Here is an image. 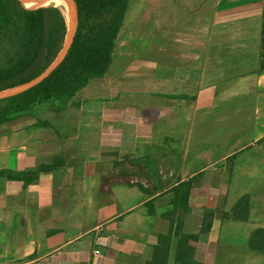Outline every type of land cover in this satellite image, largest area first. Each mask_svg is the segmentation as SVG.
I'll return each instance as SVG.
<instances>
[{"label": "crops", "instance_id": "obj_1", "mask_svg": "<svg viewBox=\"0 0 264 264\" xmlns=\"http://www.w3.org/2000/svg\"><path fill=\"white\" fill-rule=\"evenodd\" d=\"M230 97L243 100L231 143L225 122L220 156L202 153L201 165L186 150L165 175L153 147ZM79 102L0 127V171L47 168L30 185L0 178V264H146L169 231L172 188L199 177L184 222L185 234H200L196 260L264 264L249 249L264 228V0H131L110 70ZM132 161L152 166L147 177L130 173ZM234 178L259 186L247 221L225 216L244 196ZM208 211L212 228L201 233ZM178 247L175 237L169 264Z\"/></svg>", "mask_w": 264, "mask_h": 264}, {"label": "trees", "instance_id": "obj_2", "mask_svg": "<svg viewBox=\"0 0 264 264\" xmlns=\"http://www.w3.org/2000/svg\"><path fill=\"white\" fill-rule=\"evenodd\" d=\"M22 1L0 0V53H6L10 66L0 73V90L16 86L50 67L60 52L59 33L66 22L63 11L58 7L40 8L32 0ZM78 1L83 7L84 20L82 16L78 22L74 60L58 79L24 93L12 109L0 111V127L21 117H35L44 112L59 117L69 108L80 107V93L92 81L105 78L110 70L131 0ZM46 170L44 167L33 173L5 170L0 171V178L30 185ZM200 179L178 181L172 188V208L164 215L170 223L169 231L159 235L152 258L146 264H169L175 237L179 238L177 264H201L192 245L200 240V234L184 233L185 218L191 210V193ZM251 202L249 196L241 197L232 214L225 216L249 220ZM213 217V212H206L201 233L211 230ZM249 249L264 256V228L252 233Z\"/></svg>", "mask_w": 264, "mask_h": 264}, {"label": "rangeland", "instance_id": "obj_3", "mask_svg": "<svg viewBox=\"0 0 264 264\" xmlns=\"http://www.w3.org/2000/svg\"><path fill=\"white\" fill-rule=\"evenodd\" d=\"M42 7H58L60 8L65 17L66 20L69 16V4H64L62 2L58 1H50L48 4ZM41 8V7H40ZM39 9V8H38ZM83 16L82 22L84 20V13H81V17ZM57 62V61H56ZM9 65H7V57L5 52L0 53V73L3 72L4 70L9 69ZM249 106H251V103H246ZM243 105V100H239L237 97H230V98H224L221 100L218 105L216 106L215 110L213 112H210L211 114L209 115H197L196 119L191 115H186L184 118H182L181 123L183 125L182 129H177V130H171L170 134L168 136H171L170 138H167L165 142H161L162 144V151H159L157 153V148L153 147L151 151V155L154 156L155 160L153 162H160L158 165H161L162 170L164 171L165 175L170 172V169L172 166L176 167L174 170H177L178 168V163L179 161L181 164H184V154L186 150L188 151V154L186 156V159H195L199 161V155L205 152H209L213 155H218L219 151L221 149V143H224V141L221 140L222 136V129L221 125L225 124V122L229 123L230 130L228 131L229 137L228 140L231 143V140L233 139V136L236 134V129H235V123L237 120V114H236V109L238 106ZM208 118V119H203V118ZM247 120V117L245 118ZM192 137V143L190 146L185 145L186 143V138L189 140ZM196 138V142H195ZM198 141L202 142L199 143ZM229 143V152L235 149L234 145H230ZM157 144V143H156ZM159 144V143H158ZM159 144V145H161ZM197 144V145H194ZM138 154H140V151H137ZM145 153V152H144ZM187 153V152H186ZM164 156H163V155ZM182 154V155H181ZM183 156V157H182ZM165 157V161L162 160ZM181 157V158H180ZM235 156H232L229 158L228 162V167L232 168L235 164ZM219 158V157H218ZM178 162V163H177ZM208 162V161H207ZM207 162L201 163V165L208 164ZM188 162L186 161V164ZM130 166V173L133 175H139V176H144L147 177V172L148 168L150 169L151 167H144L142 164L137 163V161H132L128 163ZM155 164V163H154ZM200 165V164H199ZM199 165L192 164V165H182V168L185 169L186 167V173L191 172L193 170L199 169ZM192 166V167H191ZM182 169V170H183ZM175 173V172H173ZM234 180V183L239 181V183L236 184V189H238V196L239 195H244V196H249L251 199L253 195H256L255 192L259 190V186L256 187L255 191V185L253 184L254 181L252 179H249L248 182H246L245 179H232ZM242 182V184H240ZM246 194V195H245ZM260 257H264L261 256Z\"/></svg>", "mask_w": 264, "mask_h": 264}, {"label": "water", "instance_id": "obj_4", "mask_svg": "<svg viewBox=\"0 0 264 264\" xmlns=\"http://www.w3.org/2000/svg\"><path fill=\"white\" fill-rule=\"evenodd\" d=\"M20 1L23 3L22 0ZM82 12L83 7L78 0H69V16L59 33L60 52L57 60L60 58V63L56 65L55 62L50 67L31 78L23 80L16 86L1 89L0 111L12 109L24 93L55 81L72 63L75 58L74 44L78 36L76 30Z\"/></svg>", "mask_w": 264, "mask_h": 264}, {"label": "bare ground", "instance_id": "obj_5", "mask_svg": "<svg viewBox=\"0 0 264 264\" xmlns=\"http://www.w3.org/2000/svg\"><path fill=\"white\" fill-rule=\"evenodd\" d=\"M36 5L42 7L45 6L46 4H48L50 1L52 0H32ZM53 1H58V2H62L64 4H69V0H53ZM77 32V30H76ZM60 59V58H59ZM57 60L56 65H58L60 63V60Z\"/></svg>", "mask_w": 264, "mask_h": 264}, {"label": "built area", "instance_id": "obj_6", "mask_svg": "<svg viewBox=\"0 0 264 264\" xmlns=\"http://www.w3.org/2000/svg\"><path fill=\"white\" fill-rule=\"evenodd\" d=\"M94 255H95L96 257L101 256V252H100V250L97 249V250L94 252ZM21 264H24V263H21Z\"/></svg>", "mask_w": 264, "mask_h": 264}]
</instances>
